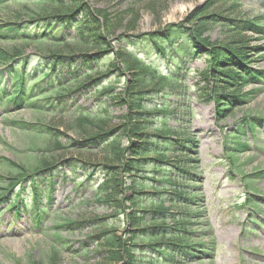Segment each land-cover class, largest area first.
Listing matches in <instances>:
<instances>
[{"label": "rangeland", "instance_id": "1", "mask_svg": "<svg viewBox=\"0 0 264 264\" xmlns=\"http://www.w3.org/2000/svg\"><path fill=\"white\" fill-rule=\"evenodd\" d=\"M70 1L67 0L66 8H47V12L39 13L35 20L30 19L31 1L0 0V69L15 63L26 68L28 62L34 67L51 66L56 69L53 74L57 86L70 83L66 96L56 100L52 111L6 113L0 110V176L10 179L6 184L9 185L25 178L34 167L50 168L56 164H62L64 174H72L67 181L58 176L54 179L51 211L59 215L58 218L48 217L44 233L35 230L32 221L24 215L7 229L12 224L11 217L7 213L3 215L0 264H141V256H127L118 246L112 247L106 241L110 233L127 238L128 225L125 218L118 222L117 218L110 217L115 212L111 209L112 203L104 204L95 190L105 178V168L118 166L111 160L104 143H98L105 133L122 140V127L129 122V110L122 102L126 86L134 77L130 75L132 71L121 69L122 61L116 58L120 46L117 39L162 33L176 25L189 31L195 28L201 44L196 46L201 48L196 58L168 66L161 63L165 74L172 75L177 64L183 70V81L172 85L177 91L167 103L177 113L169 125L177 129L182 138L172 158L175 167L185 173L182 179L174 180L177 190L170 193L196 196L202 206L186 201L171 203L172 198L164 203L173 217L194 213L203 218L196 220L190 216L188 223L168 222L172 228L183 231V239L163 238L157 243L182 245L183 251H190L187 247L192 244L210 247L215 244L213 257L191 263H188L189 256L175 258L181 264H264V208L258 210L255 206H264V134L254 145L253 141L250 143L251 135L245 132L246 128L252 129L258 124L249 121L251 126L248 120L264 119V87L247 80L242 70L226 60L231 57L254 71L264 70V34L256 29L264 27V0H80L82 5L77 9ZM70 11L74 13L76 25L57 27L56 33L49 32L38 39L47 38L50 42H59L57 45L46 42L39 48L30 41H22L34 37L13 36L16 30L22 28L24 32L32 24L42 22L47 17L44 13L55 17ZM86 12L93 22L90 30L105 37L109 44L108 55L91 68L85 65L84 57L95 55L99 49L86 31ZM199 20L204 21L202 26ZM38 31L43 33L40 29L36 33ZM209 49L226 60L220 67V72L226 73L221 82L212 76L211 68L216 65L208 57L212 53ZM131 50L142 56L140 48ZM112 63L117 66L115 69L109 67ZM62 66L75 72L74 86L78 88L70 87L72 77L62 75L65 72ZM161 80L152 83L148 90L166 89ZM13 121L38 123L44 133L22 130L10 124ZM261 128L258 127V131H262ZM86 139H96L95 144L75 147V143ZM234 140L237 145L231 144ZM121 142L124 147L127 139ZM247 144L252 145L250 151L246 149ZM227 150L235 156L229 157ZM16 166H26V170L17 168L16 174H10L9 168ZM19 174L25 176L14 177ZM48 177L55 176L49 174ZM82 181L84 185L78 189ZM2 182L0 180V187L4 185ZM249 183H252L250 188ZM30 184L27 182L25 186ZM248 200L251 202L246 203ZM252 207L259 211L258 215L253 213ZM254 214L260 219V229L251 224ZM66 223L76 225L54 227V224L65 226ZM133 251L140 254L142 247ZM154 258L158 256L149 257L153 263Z\"/></svg>", "mask_w": 264, "mask_h": 264}, {"label": "trees", "instance_id": "2", "mask_svg": "<svg viewBox=\"0 0 264 264\" xmlns=\"http://www.w3.org/2000/svg\"><path fill=\"white\" fill-rule=\"evenodd\" d=\"M29 1H31L33 6L30 19L35 20L39 17V13L47 12V8L49 7L55 9L66 8L68 6L67 0ZM70 5H74V9H77L82 5V2L80 0H71ZM86 14V31H89V35L92 37V43L98 45L97 48L99 49L98 53L95 55L84 57L86 59L85 65L91 68L93 64L101 61L104 55H108L107 52L109 51L107 48H109V44H107V39L105 37L102 35L100 36L96 31L90 30L91 27L93 29V22L91 17L88 14L86 16ZM43 15L47 17L43 19L42 22L32 24L31 27H27V30L24 32L21 31L22 28L16 30L17 34L13 36L34 37L33 40L23 39L22 41H30L39 48H42V45L46 42H50V40L47 38L38 40L41 38V35L47 36L49 32L54 34L56 33L54 29L58 31V28L70 27L75 24L74 13L72 14L71 11L59 14L55 17L51 16L50 13H48V15L44 13ZM199 21L201 23L200 26H202L204 21ZM214 22L217 21L215 20ZM37 29L43 30V33L41 31L36 33ZM256 29L264 32V27L262 26ZM196 31L195 28L189 31V29L183 26L176 25L167 27L162 33L148 34L140 38L120 37L117 39L120 46L116 58L122 61L123 67H121V69L132 71L130 75L134 77L132 82H130V84L128 82L126 86L125 100L122 102L129 110L127 114L129 122L125 127H122V140L116 137L110 138L112 136L106 133L102 134L103 136L100 137L101 139L98 145L104 143L103 145L106 147V151L111 160L117 162L118 166L110 165L105 168V178L103 182L97 184L95 190L98 191V197L103 200L104 204H106L107 201L112 203L113 206H111V209L115 212L111 214L110 217L117 218L118 222L125 218V224L126 226L128 225V229L125 232L127 238L122 239L115 233H110L109 236H106L107 243L112 245V247L118 246V249L120 248L121 252L127 256H141L143 260L140 261L141 264H181L177 262L175 258H182L185 256L194 258L198 253H202L200 250H204L203 248H205V245L202 244H196L195 246L188 245L187 249L190 251L186 249L183 251L182 245L157 243V240L163 238L183 239V231L175 227L172 228L170 224H167L168 222H177L181 220L188 223L191 218L190 216H193V219L197 220L202 218L200 215L194 216V213L190 216L185 215V217H173L174 215L169 213L164 203L167 198H172V200H169L173 201L171 203L179 204L181 201H186L190 205L201 207V200L196 196L181 197L178 196L176 192L170 193V191H174L177 187L174 185V180H178V178L182 179V174L185 173L184 170L175 167V160L172 158V156L177 153L179 149L178 143L181 142L182 138L179 132L176 131L177 129L169 125L171 121L176 119L177 113L173 110L172 106L167 103L168 99L173 97L175 91H177V88L172 87V85H179V83L183 81L181 74L183 70L180 68V65L177 64L178 67H176L173 74L170 75L165 74V69L161 66L162 62L166 63L168 66L180 60L196 58L198 55L197 50L201 48L196 46V44L201 45L198 43L199 38ZM45 32L46 34H44ZM50 43L57 45L59 42ZM86 45L89 46L91 44L87 43ZM134 48H140L139 52H141L140 54H142V56L132 52L131 49ZM209 51H212V53L208 54V57L215 61L216 65V67L211 68V73H213L212 76L217 82L223 81V77L226 75V73L220 72V67L226 60L228 63L232 62L237 68L247 73L248 76L257 78L260 74L258 72L255 74L253 71L250 72L247 70L248 65L246 66V64H242L231 57H227L226 60L220 59L219 54H217V58L214 50L209 49ZM104 52L107 54H104ZM25 64L26 68L15 63L13 66L6 69V72L13 75L14 78L12 89L3 91L4 94H8L7 98H5L6 101L4 100L5 102H9L19 109H21V105H24L22 108L23 110L33 109L32 107L35 106L36 101L39 100L45 103L48 102L49 105L53 101L63 100L70 83L63 82L64 84L62 86H57L53 74L54 70H56L55 68L53 70L51 66H29V62ZM63 66L62 71L65 70V72H63L62 75L68 78L72 77V86L70 87L78 88L79 86H74L77 80V78L73 76L76 75L74 74L75 72ZM109 67L115 69L117 66L112 63ZM224 67L226 68V66ZM1 77L2 72H0V81L2 79ZM160 79H162L160 82H162V85H164L166 89L160 90L159 92L148 90V87L152 85V83ZM1 91L2 88L0 83V92ZM1 99H3L2 94H0V100ZM90 114L91 113H87L86 115ZM249 121H255V119L248 120L247 122ZM12 124L22 130L26 129L40 134L44 133L43 128H41L38 123L27 124L23 121H19L12 122ZM250 124L253 126L252 123ZM253 129L254 126L252 129L249 128L248 130L252 131ZM235 138L241 139V136H235ZM125 139H127V144L122 147L121 141ZM95 140L96 139H86L74 145L75 147H92L95 144ZM231 144L237 145L238 143L234 140ZM227 153H229L232 158L235 156L232 151L227 150ZM197 165L198 164H196L195 167H197ZM61 167L62 164H56L50 168H48V166H44L43 168L34 167L32 170H28L27 173L30 174L26 175L25 178L14 181L13 183L11 182L9 185L6 184L10 182V179L5 180L0 176V180L3 181L2 185L4 184L0 187V197L2 194L8 192L6 200L9 199V197L12 196V190L19 184H24V186L20 188L21 193H18L16 203L21 202L24 192L27 193L31 191L32 194L37 195L40 193V189H44V186L46 188H53L54 179H56L57 176L61 178L60 180L67 181L66 178L72 175L67 173L64 174ZM17 168L26 170V166L11 167L9 168L11 170L10 174H16L18 172ZM49 174L55 177H51L52 179H49V177L46 178ZM22 176L25 175L19 174L14 177ZM27 182L31 184L25 186ZM79 186V188L83 187L82 184ZM247 186L250 188L252 183H249ZM176 190L177 188L175 191ZM2 201L4 200L2 199ZM13 206L14 205H11V208ZM75 225L74 223H66L65 226L55 224V228H71ZM142 225L152 226L143 229L137 228ZM140 247H142V252L140 254L134 253L133 249H139ZM152 255L158 256V258H154L155 263L151 262V259H149Z\"/></svg>", "mask_w": 264, "mask_h": 264}]
</instances>
